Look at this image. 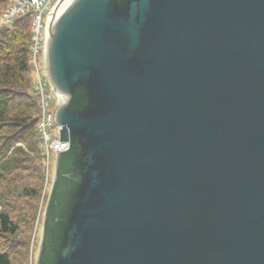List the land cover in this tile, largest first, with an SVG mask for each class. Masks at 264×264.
Instances as JSON below:
<instances>
[{
	"label": "water",
	"instance_id": "1",
	"mask_svg": "<svg viewBox=\"0 0 264 264\" xmlns=\"http://www.w3.org/2000/svg\"><path fill=\"white\" fill-rule=\"evenodd\" d=\"M37 264H264V0H73Z\"/></svg>",
	"mask_w": 264,
	"mask_h": 264
},
{
	"label": "rangeland",
	"instance_id": "2",
	"mask_svg": "<svg viewBox=\"0 0 264 264\" xmlns=\"http://www.w3.org/2000/svg\"><path fill=\"white\" fill-rule=\"evenodd\" d=\"M30 64L32 88L39 80V74L49 84L42 51L37 57L31 52ZM55 97L51 102L53 109L58 105L57 95ZM36 132L40 141L38 128ZM37 145L19 143L14 146L7 158L13 169L6 172L0 181V212L9 214L19 225L15 235L6 234L0 238L2 249L10 253L12 264H37L38 260L45 210L55 178L57 155L52 152L45 154L40 144Z\"/></svg>",
	"mask_w": 264,
	"mask_h": 264
},
{
	"label": "trees",
	"instance_id": "3",
	"mask_svg": "<svg viewBox=\"0 0 264 264\" xmlns=\"http://www.w3.org/2000/svg\"><path fill=\"white\" fill-rule=\"evenodd\" d=\"M9 4V0H0V17ZM31 43V14L19 16L10 26L0 28V181L13 169L7 158L14 146L39 144L36 136L39 106L32 94ZM18 230L19 225L10 215L0 212V238L15 235ZM0 264H12L10 253L2 249L1 242Z\"/></svg>",
	"mask_w": 264,
	"mask_h": 264
},
{
	"label": "built area",
	"instance_id": "4",
	"mask_svg": "<svg viewBox=\"0 0 264 264\" xmlns=\"http://www.w3.org/2000/svg\"><path fill=\"white\" fill-rule=\"evenodd\" d=\"M62 0H10V4L0 17V26H9L19 16L31 14L32 16V44L30 47L34 57L41 53L44 54L45 65L47 68V44L50 28L57 15L56 9ZM48 73V68H47ZM50 83L44 80L39 74V80L33 87V93L39 100V116L37 128L40 135V146L45 154H59L69 148V142L62 141L59 137L60 127L56 122V110L61 104V96ZM58 97V105L55 109L51 103L55 96ZM64 98V97H63ZM48 130V131H47ZM51 134V135H49Z\"/></svg>",
	"mask_w": 264,
	"mask_h": 264
},
{
	"label": "bare ground",
	"instance_id": "5",
	"mask_svg": "<svg viewBox=\"0 0 264 264\" xmlns=\"http://www.w3.org/2000/svg\"><path fill=\"white\" fill-rule=\"evenodd\" d=\"M73 0H63L57 7L56 13L57 15L54 16V20L51 23H54L55 19L62 13V11L72 2ZM52 27V26H51ZM61 104L62 105L65 102L64 96H61Z\"/></svg>",
	"mask_w": 264,
	"mask_h": 264
},
{
	"label": "flooded vegetation",
	"instance_id": "6",
	"mask_svg": "<svg viewBox=\"0 0 264 264\" xmlns=\"http://www.w3.org/2000/svg\"><path fill=\"white\" fill-rule=\"evenodd\" d=\"M42 238H43V231H42ZM41 242H42V239H41Z\"/></svg>",
	"mask_w": 264,
	"mask_h": 264
}]
</instances>
